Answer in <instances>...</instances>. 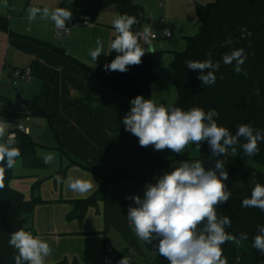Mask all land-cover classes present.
I'll list each match as a JSON object with an SVG mask.
<instances>
[{"label":"trees","instance_id":"1","mask_svg":"<svg viewBox=\"0 0 264 264\" xmlns=\"http://www.w3.org/2000/svg\"><path fill=\"white\" fill-rule=\"evenodd\" d=\"M109 8H116L119 15L135 16L139 22L132 27L134 33H141L143 27L147 25L148 20L144 7L134 0H97L95 9L79 16L90 14L93 17ZM196 9L202 24L201 32L188 39L185 51L173 53V68L178 92V99L174 106L185 111L193 107L202 108L205 112L215 109L219 113L218 117H215L218 125L229 129L232 135H235L241 124L251 125L254 131L264 134V0H211L206 5L198 4ZM0 27H6L1 17ZM243 28H246L251 35L245 33L242 39L241 29ZM229 39L231 43L226 44L225 42ZM139 42L143 47L140 38ZM241 48L244 49L246 59L241 66L243 71L238 75L234 71L235 62L232 65H225L222 57L225 53ZM143 49L146 52L141 58V63L129 65L126 72L106 71L104 66L89 70L93 79L99 82L107 92L105 98L90 100V102L93 110L113 105L120 138L130 140L135 144L138 150V164L147 170L149 177L138 179L126 174L108 175L83 159L75 157L61 145L59 150L70 159L72 166L93 173L103 182L93 196L70 201L73 207L69 214L71 219L83 221L89 208L105 201L114 187L123 186L126 182L137 183L145 187L146 184L155 183L156 178L170 172V166L174 160L163 159L160 151L155 150L154 145L141 147L139 138L126 131L122 123L124 115L130 111V100L138 95L152 100V85L158 79L163 66V51H156L154 48L143 47ZM209 52L212 54L213 62H220V68L215 73L216 82L202 86V82L197 78L199 72L188 69L186 61L207 60ZM116 55L117 53L110 49L108 64ZM243 72H247V76ZM29 110L31 115L44 117L49 124L53 125L54 116H49L38 109L34 102ZM244 143L246 140L241 137L239 143L234 146L235 152L230 148L226 155L217 157L211 155L207 141L202 142L199 161L202 162L205 170L214 169L217 159L224 163V168L229 173L224 184L231 192V197L227 203L218 205L216 212L218 216L230 218L231 226L225 228L227 233L237 238L240 233L247 234V239L242 240L239 246L234 242L222 244L223 258H226L227 264H264V254L253 247L254 237L260 234L258 226L264 225V211L255 207L242 206L243 199L251 197L255 184L259 183L264 186V172L246 162L264 167V141H258L259 151L253 156L244 155L241 147ZM14 146L19 148L21 153L17 160L22 158L35 169L48 166L43 159L37 157L38 146L29 135L19 133ZM3 166L0 165V167ZM61 174L64 175L65 171H61ZM12 179L13 168H6L3 178L4 187L0 188V264H15L14 257L18 251L9 245L10 235L21 229L26 230V216H31L35 208L44 203L39 196L26 199L23 193L10 186ZM39 188L40 184H36L35 189L39 190ZM202 228L203 225H199L198 231ZM156 241L158 246V239ZM129 253L128 249L122 253H115L116 264L123 257H128L130 264H135ZM57 264L79 263L63 261ZM152 264H169V261L157 251Z\"/></svg>","mask_w":264,"mask_h":264},{"label":"crops","instance_id":"2","mask_svg":"<svg viewBox=\"0 0 264 264\" xmlns=\"http://www.w3.org/2000/svg\"><path fill=\"white\" fill-rule=\"evenodd\" d=\"M96 3L97 0H0V17L4 19L6 26L0 27V120L15 123V119H18L19 125L28 129V135L37 144L36 153L40 159L50 152L56 158V154H62L59 150L62 145L75 157L108 175L126 174L138 179H148L147 170L138 164L135 144L120 138L113 105L93 110L90 102L107 95L89 70L108 64L110 43L117 35L115 29L106 24L102 17H97L99 13L93 17L89 14L93 27L74 29L68 36L57 40L51 19H42L39 15L35 20L28 19L27 9L30 6L48 7L50 10L62 7L70 10L72 17H77L95 9ZM111 9L113 8L107 10ZM98 38L103 43L104 53L93 61L89 53L90 49L96 48ZM16 69H30L32 79L25 83L24 94H21L30 100V105L34 102L38 109L54 116L53 125L44 117L34 118L29 108L15 105L18 91L16 87L20 83L12 78V72ZM40 118L43 120L40 123L43 132L36 135L33 122ZM23 119L28 123H22ZM11 132L8 129L4 142ZM60 160V166L50 175L44 174V178L34 176L37 179L29 197L24 194L25 191L13 172L10 183L13 189L23 192L26 199L41 194V199L49 202V205H38L35 208V220L27 222L25 228L30 229L34 237L46 241L52 249L51 254L45 258V264L63 261L103 264V257L108 251L122 253L128 248L124 245L117 248L113 242L108 243L107 236L103 240L98 237V233L105 229L108 234L109 231L113 232L114 226L120 228L131 225L127 212L129 206L135 207V204L126 197L139 195L143 198L145 187L137 183H126L112 188L105 201L89 208L84 228L79 229L73 223L64 221L65 215L73 210L70 201L93 196L103 182L93 173L72 166L70 160L65 161L64 157ZM61 171H65V174H61ZM58 175L65 180L69 176L91 180L93 189L85 195H79L64 183H57L55 177ZM44 183L48 187L47 193L42 189ZM36 184H40L39 190L35 189ZM41 210L50 212V221H47L45 228H41L36 220ZM55 213L59 216H55Z\"/></svg>","mask_w":264,"mask_h":264},{"label":"clouds","instance_id":"3","mask_svg":"<svg viewBox=\"0 0 264 264\" xmlns=\"http://www.w3.org/2000/svg\"><path fill=\"white\" fill-rule=\"evenodd\" d=\"M28 19L35 20L39 15L42 19H51L58 31H66V21L72 17V12L62 7L49 9L30 6L27 9ZM139 21L128 14L117 15L112 25L117 35L110 43L111 51L117 53L110 64H105L106 71L128 70L129 65H139L145 50L139 42L143 35L148 37L151 29L145 28L143 33L132 31L134 24ZM245 33L251 35L246 28L241 29V38ZM146 42L149 43L146 39ZM230 44L231 40H227ZM103 52V43L98 38L96 48L90 49L93 61ZM104 53V52H103ZM211 52L209 59L204 61H186L188 69L198 71V79L202 86L216 82L215 73L220 68V62H213ZM246 55L244 49H234L225 53L222 62L234 65L236 74L242 73ZM205 70H207L205 72ZM247 76V72H243ZM131 108L122 123L126 131L139 138L141 147L154 145L155 150L170 149L182 154L191 144L200 149L202 142L207 141L211 155H226L228 149L236 151L234 147L244 138L246 143L241 147L245 156L258 154V141H264V134L254 131L248 124H241L235 135L226 127L219 126L215 117L219 113L215 109L205 112L202 108L193 107L187 111L175 106L157 105L151 99L136 96L129 101ZM6 133L5 125L0 122V138ZM21 153L14 146V134L9 135L6 142L0 143V188L4 187L3 178L6 168L12 169L16 165ZM45 164L54 160V154L43 155ZM229 173L224 163L217 159L215 168L205 170L200 161H182L173 171L155 179V183L145 185L144 196L126 197L131 199L135 207L129 206L127 218L135 229V235L148 243L158 239V252L169 261V264H227L223 258L221 245L234 242L237 246L247 239L246 233L237 236L227 233L226 226H231L227 216H218L216 207L227 203L231 192L226 189L224 181ZM57 183H64L71 191L85 195L93 189L91 180L73 178L66 180L59 175L55 177ZM246 208H259L264 211V186L257 183L250 198L242 201ZM203 228L198 231V226ZM258 235L254 237L253 247L264 254V225L258 226ZM9 245L18 251L15 264H45V258L51 254L49 244L30 232L21 229L10 235ZM118 264H130L128 257H123Z\"/></svg>","mask_w":264,"mask_h":264},{"label":"rangeland","instance_id":"4","mask_svg":"<svg viewBox=\"0 0 264 264\" xmlns=\"http://www.w3.org/2000/svg\"><path fill=\"white\" fill-rule=\"evenodd\" d=\"M137 4H140L145 9V14L147 20L150 21V28L153 32L161 35L165 29H169L172 33V37L167 40H158L153 44V48L156 51H163V66L161 72L159 74L158 79L152 85V101L159 105L164 106H174L178 99L177 92V84H176V75L173 68V53L174 52H183L186 50L188 45V39L197 36L202 30V24L200 23L196 6L198 4L206 5L211 0H134ZM119 13L116 9L107 10L105 12H100L97 17H102V20L106 22V24L112 26V21L116 18ZM99 19V18H97ZM28 83V82H27ZM24 82L18 83L16 87L20 93L24 94ZM36 118V116L34 117ZM38 119V118H36ZM34 120V134L40 135L42 134L41 127V118L40 120ZM6 127V134L8 133V129L12 131V123L4 122V120H0ZM15 124L19 125L20 122L18 119H15ZM22 123L26 121L21 120ZM28 123V122H26ZM25 123V124H26ZM33 137V135H32ZM34 138V137H33ZM3 138H0V143H4ZM206 142V141H204ZM51 153V152H50ZM48 154V153H47ZM39 158V154L36 153ZM63 155V156H62ZM160 155L163 159L173 161L170 166V172L174 170L175 167H179L182 161H199L200 157V149H196L195 144H190L182 154H177L172 152L170 149H164L160 151ZM61 157H64L65 161L70 160L64 154H56V158L48 164L47 168L44 169H35L22 158H19L16 161V165L13 168L14 176L17 181L21 183L24 194H27V197L31 195L32 186L38 176L39 178H44V174H49L58 168L61 163ZM40 159V158H39ZM180 159V160H177ZM246 161V160H244ZM255 168L264 172V167L261 165L250 163L246 161ZM128 183V182H126ZM125 183V184H126ZM42 189L46 191L48 187L43 185ZM52 190V188H51ZM50 191H48L49 193ZM23 193V192H22ZM40 198H43L41 194H38ZM142 198V197H141ZM42 200V199H41ZM49 205V202H45L40 204L39 206ZM136 206V205H135ZM47 207V206H46ZM35 212L31 216L27 215V222L31 223L35 220ZM55 216H59L55 213ZM95 216V215H94ZM38 224L41 228H45L47 221H50V212L48 210H41L36 218ZM65 222L76 225L79 229H83L86 221V217L83 221H79L76 219H71L69 217V213L65 215ZM129 222V220H128ZM92 224V222H90ZM92 226V225H89ZM113 232L106 234L105 229H103L102 233H98V237L104 240L105 236H107L108 243L113 242L117 248H122L126 246L129 250V256L132 258L131 260L135 262V264H152L157 256V241L154 239L151 243L145 242L139 239L135 235V229L132 224H128V226L116 228V226L112 227ZM134 239H133V237ZM103 242V241H101ZM104 259V257H103ZM103 262V260H102Z\"/></svg>","mask_w":264,"mask_h":264},{"label":"built area","instance_id":"5","mask_svg":"<svg viewBox=\"0 0 264 264\" xmlns=\"http://www.w3.org/2000/svg\"><path fill=\"white\" fill-rule=\"evenodd\" d=\"M91 27H93V22H92V18L89 15L71 17L70 20L66 21V29H67L66 31H58L54 25V36L57 40H59L63 37L68 36L74 29L91 28ZM145 28L151 29L149 25H145L141 33H143V30ZM171 37H172V33L169 29H165V31L161 35H158L157 33L153 32L151 29L147 38L141 35L140 39L144 48H151L156 41L167 40L170 39ZM146 39L150 41V45L149 43L146 42ZM12 78L14 81H18V82H24V83L30 82L32 79L31 71L30 69H22V70L16 69L12 72ZM19 133H24L26 135L29 134L28 129L25 128L23 125H16L15 123H12V132L9 135L14 134V144L17 141V136ZM25 231L30 232L33 235V232L30 229ZM116 262H117L116 255L113 253V251H108L104 256L103 264H116Z\"/></svg>","mask_w":264,"mask_h":264},{"label":"water","instance_id":"6","mask_svg":"<svg viewBox=\"0 0 264 264\" xmlns=\"http://www.w3.org/2000/svg\"><path fill=\"white\" fill-rule=\"evenodd\" d=\"M149 24V21L146 22ZM153 49V47H151ZM15 105L28 109L30 107V100L25 99L19 91H16Z\"/></svg>","mask_w":264,"mask_h":264}]
</instances>
